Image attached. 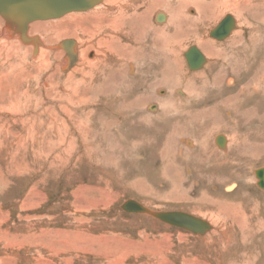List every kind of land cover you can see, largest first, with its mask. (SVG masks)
<instances>
[{"label":"rangeland","instance_id":"rangeland-1","mask_svg":"<svg viewBox=\"0 0 264 264\" xmlns=\"http://www.w3.org/2000/svg\"><path fill=\"white\" fill-rule=\"evenodd\" d=\"M168 1L151 8L143 36L130 26L141 0L125 8L127 33L114 39L107 30L113 18L92 12L35 22L43 26L38 32L32 24L28 36L42 38L43 55L0 36V264H264V189L256 177L264 154L252 156L264 146V84L222 110L264 74V15L251 9L242 24L212 6L211 22L197 33L181 26L175 36L156 14L169 22L198 14L185 0ZM106 4L101 11L115 13ZM227 14L239 29L213 39L210 31ZM65 39L77 42V61L63 73L64 51L54 48ZM103 39L109 47L100 52ZM191 46L209 62L199 72L184 61ZM221 76L220 85L213 82ZM213 107L220 117L202 120L200 111ZM223 135L232 150L215 145ZM128 200L149 211L186 212L211 229L194 235L127 213ZM213 203L230 208L220 212Z\"/></svg>","mask_w":264,"mask_h":264},{"label":"bare ground","instance_id":"bare-ground-1","mask_svg":"<svg viewBox=\"0 0 264 264\" xmlns=\"http://www.w3.org/2000/svg\"><path fill=\"white\" fill-rule=\"evenodd\" d=\"M93 2L95 1V4L92 6V7H90V8H87L86 10H84V11H69V12H67L65 15L67 16V14L68 15H71V14H86V13H89V12H92V15H94L93 13H96L95 15H94V17L96 18V19H99L100 18V16L101 15H109V16H111L112 18H113V21H112V23L111 24H108L107 25V30L109 31V34H110V38L111 39H114V38H116V34H120L123 30H124V33H127V28H125L126 27V25H124V23H126L127 22V20H129V18H128V13H126V10H125V8H127V9H129V7H131L132 6V4H134V2H135V0H105V2H104V0H92ZM143 3L140 5V7H142L143 8V11H139V10H136V11H134L133 12V14H132V16L130 15V17L132 18L133 17V19H135V22H133V20L132 21H130V26H132V29L130 28V26H129V28L131 29V30H133L134 29V25H135V28L138 30V32H139V30H140V33L139 34H141L142 36L143 35H145L146 34V31H147V24L149 23V21H150V19H151V12H152V9L151 8H153V9H155V8H162V7H164L163 6V4L165 3V2H169L168 0H141ZM109 2V6H108V8H110V11H112V10H116L115 11V13H107L106 11H104V9H103V11H101V8H103L104 7V3H105V5H107L106 3H108ZM125 4H124V3ZM166 3V4H167ZM187 3V5H190V6H192V7H194L195 9H196V11H197V17L196 18H194L193 20H187L186 18H182L181 16H179L178 18L175 16V19L173 18V19H170V22L168 21V18H167V16L164 14V13H161V19L159 18L158 20L159 21H157L156 23H158V24H161V23H164V22H166L164 25L166 26V29H173L174 31V33H173V35H175V36H178V33L180 32V29H181V26H183V27H185V28H189L190 29V27H195L194 29H192L191 31L192 32H194V33H197V30H196V28L201 24V23H206V22H211L212 20H213V14H211L212 13V11L210 12V10L212 9V6H213V8H214V10H217V12L219 13V12H221V11H230V12H232V13H234L235 15H236V17L239 19V21L242 23V24H244V21H245V19H246V17H248V15L250 16V15H252V13H250V10L251 9H253V11H254V13H261L262 12V15H264V0H185V4ZM168 5V4H167ZM181 5V4H180ZM183 5V4H182ZM111 6V7H110ZM116 6V7H115ZM134 9V8H133ZM132 9V10H133ZM109 10V9H108ZM97 11H100V12H98L97 13ZM82 12V13H81ZM129 12V11H128ZM215 12V11H214ZM217 13V14H218ZM253 13V14H254ZM91 14V13H90ZM65 15H63L64 17H65ZM177 15V14H176ZM62 16V17H63ZM157 16H158V14H156V16H155V20L157 19ZM232 17L233 18V25L231 26V27H229V29L231 30L230 32H229V35L226 37V38H228V37H230L232 34H233V32L235 31V30H238L239 29V25H238V23H237V20H236V18H234L233 17V15H230V14H227V15H225L214 27H213V29H215L217 26H218V24L223 20V19H225L226 17ZM62 17H58V18H50V19H45V20H36V21H33V22H29L28 24H27V27H26V30L24 31V32H22L21 33V30H17V27L15 26V23L13 22V20H5L4 19V17L3 16H1L0 15V20H1V22H0V27H1V25H3L2 26V30H1V32H0V36L2 35V36H4V37H6V39H8V40H6V41H8V42H13L12 40H15V41H17V43L19 42V44L20 45H31L32 46V48H33V55L34 54H36L37 52V54H39L40 53V51L42 50V43L40 42V39H42V38H40L38 35L37 36H33V37H29L28 36V31L30 32V28H31V25L32 24H34V25H32V27L34 28L33 29V31L34 32H38V30H41V28L43 27V26H41V25H38V24H35V22H43V21H45V22H47V21H53V20H55V19H59V18H62ZM255 17H258V16H255ZM95 18H91V19H94L95 21H96V19ZM184 21H187V22H184ZM54 22H56V21H54ZM169 22V23H168ZM259 22V21H258ZM262 22V21H261ZM60 23H58V25H59ZM139 25V27H138V25ZM168 24V25H167ZM57 24L55 25V26H53L52 25V27L51 28H54V27H56V29H57V27H59ZM184 28V29H185ZM44 29V28H43ZM58 30V29H57ZM163 30H165L164 28H161L160 29V32H161V34L164 32ZM182 32V31H181ZM186 32H187V30H186ZM85 33V32H84ZM134 33V32H133ZM122 34H123V32H122ZM67 35H71V33L70 34H67ZM128 35H130V36H132L133 37V35L132 34H128ZM163 35H164V33H163ZM72 36H75V34H72ZM80 36V35H79ZM78 36V37H79ZM84 36V35H83ZM115 36V37H114ZM119 36V35H118ZM165 36V35H164ZM185 36V35H184ZM187 36V35H186ZM195 36H196V34H195ZM166 37V36H165ZM173 37V36H172ZM77 38V37H76ZM162 38V37H161ZM79 39V38H78ZM138 39V38H137ZM173 39V38H172ZM196 39L198 40V44L200 45V47H201V50H203V52L204 53H206V54H210L211 55V53H210V51H211V49H213V48H210L209 47V43L208 42H206V41H201L202 40V38H200V37H198V36H196ZM29 40V41H28ZM69 40H71L73 43H72V45L71 44H67V45H64V43H66V42H68ZM101 40V39H100ZM100 40H99V42H100ZM107 40V39H106ZM140 40V39H139ZM164 40H166V39H164ZM224 40V39H223ZM223 40H218V41H223ZM4 41V40H3ZM131 41V40H130ZM167 42H168V40H166ZM165 41V42H166ZM136 42V41H135ZM137 42H139V41H137ZM164 42V43H165ZM4 43H6V42H4ZM77 42H75L74 40H72V39H65L64 41H59L57 44H56V47L54 48L55 50H63L64 51V57H63V61H62V66H61V71L63 72V73H65V72H68V70L69 69H71V67L76 63V61H77V44H76ZM9 44V43H8ZM108 46L109 45V41L107 40V41H105L104 39L101 41V44H100V52L102 51H104V49H103V46ZM169 45V44H168ZM9 45H7V47H8ZM44 46V45H43ZM140 46V45H139ZM109 47V46H108ZM191 47H196V46H191ZM88 48V47H87ZM172 48V47H171ZM190 48V47H189ZM188 48V49H189ZM197 48V47H196ZM210 48V49H209ZM103 49V50H102ZM187 49V50H188ZM198 49V48H197ZM187 50H186V52H187ZM199 50V49H198ZM9 51V50H8ZM86 51H87V49L86 48H84V49H82L81 51H80V59L82 58V56L84 55V53H85V56H86ZM105 51H106V48H105ZM108 51V50H107ZM106 51V52H107ZM132 51V50H131ZM185 52V53H186ZM199 52H200V50H199ZM212 52V51H211ZM89 53V52H88ZM134 53H135V50H134ZM134 53H132L131 55H130V57H132L133 58V55H134ZM170 53V52H169ZM201 53V52H200ZM41 55H43V52H41L40 53ZM93 54H95V53H92V54H89L90 56H92ZM129 54H130V51H129ZM202 54V53H201ZM216 54H217V52H216ZM45 55V54H44ZM173 57L172 58H174L175 60H177V62H176V64H175V66H177V68L175 69V70H177V71H181L182 70V67H181V65L180 64H182L179 60H178V58L176 57L177 55H176V51L174 50L173 52H172V54H171ZM183 55H184V52H183ZM202 56L204 57V63H203V65L201 66V70L203 69V68H205V66L207 65V64H209V62H208V60L205 58V56L202 54ZM45 57V56H44ZM216 57H218L217 55H216ZM39 58H43V56H40ZM89 58V57H88ZM43 60V59H42ZM42 60H40V61H42ZM37 61H39V60H37ZM40 61H39V63H40ZM184 61H185V64H186V67H187V70L189 71V72H199L200 71V69H197V70H190L189 68H188V64H187V61H186V58H184ZM235 62V61H234ZM85 64V63H84ZM83 64V66H85ZM130 64V63H129ZM91 65V64H90ZM130 68H132L131 70H130V72H131V74H132V72H133V65L131 64L130 65ZM236 69V68H235ZM210 71L212 70V69H209ZM209 70H208V72H209ZM237 70V69H236ZM177 73V72H176ZM198 76H199V78H203V77H205L204 76V74H202V73H200V74H198ZM222 78V76L221 77H219L218 78V80H217V77H215L214 78V81L213 82H218V85H220V79ZM258 80V81H257ZM262 82L263 84H264V74H262L261 76H258L257 77V79L256 78H252L251 79V82H250V84H243V87L242 88H240V90L237 92V94H235V95H233V96H230V98H226V100L224 101V105H225V107L222 109V110H226V109H228V108H230L231 106H233V104L235 105V99H239L240 98V96H242V95H244V96H249V90H250V88H254V89H252L253 90V92L255 93V92H257L258 90H259V85L260 84H258V82ZM256 83H257V85H256ZM225 84L227 85V86H229V87H234L235 86V84H236V82H235V79H230L229 78V80L227 81V83L225 82ZM252 85L254 86V87H252ZM257 87H256V86ZM226 87V86H225ZM237 87H239V86H237ZM258 88V89H257ZM180 90V89H179ZM262 90V89H261ZM181 91V90H180ZM216 91V90H215ZM159 92V91H158ZM261 92V91H260ZM165 93V92H164ZM171 94V93H170ZM182 94V93H181ZM218 94H221L220 92H217V94L216 95H213V97L217 100L219 97H220V95L218 96ZM252 94V93H251ZM173 95V94H172ZM212 95V94H211ZM181 96V95H180ZM218 96V97H217ZM173 98V97H172ZM181 98H183V97H181ZM163 99V98H162ZM167 99H169V98H167ZM166 100V99H165ZM178 101V100H177ZM241 102H242V100H240ZM165 102V101H164ZM164 104V103H163ZM170 105V104H169ZM256 105H258V104H256ZM126 106V105H125ZM263 106V105H262ZM175 107V106H174ZM213 108H215V109H213ZM213 108H208V109H205V110H203V111H200V116H201V119L203 120L204 118H216V120H217V118H219L220 116H219V114H216L215 113V110H216V112H219L220 111V109L218 108V107H213ZM226 108V109H225ZM154 109H155V107H154ZM263 109V108H262ZM232 110V109H231ZM247 110V109H246ZM234 111V110H233ZM237 111V110H236ZM199 113V112H198ZM235 113V112H234ZM228 114V113H227ZM246 114V113H245ZM249 114H250V111H249ZM257 114V113H256ZM259 114H260V112H259ZM196 115V114H195ZM149 116V115H148ZM246 116V115H245ZM197 117V116H196ZM244 117V116H243ZM222 118V117H221ZM247 118V123H250V120H251V118H249V117H246ZM209 119H205L206 120V122H210L211 123V121L209 120ZM231 119V118H230ZM229 119V120H230ZM227 120H228V117H227ZM229 120L228 121H226L227 123L229 122ZM236 121V120H235ZM202 122V121H201ZM205 122V123H206ZM237 122V121H236ZM260 122V121H259ZM215 123V122H214ZM217 123H218V121H217ZM238 124H239V122H237ZM245 123V122H244ZM191 124V123H190ZM224 124V123H223ZM213 125V124H212ZM220 125V124H219ZM245 125V124H244ZM263 125V124H262ZM208 126H209V124H208ZM217 126V125H216ZM204 127V126H203ZM218 127V126H217ZM213 128V127H212ZM225 128V127H224ZM223 129V128H222ZM226 129V128H225ZM225 129H224V131H225ZM235 129H233V131H234ZM248 130V129H247ZM215 131V130H214ZM231 131V130H230ZM226 132V131H225ZM232 134H234V133H232ZM229 135V134H228ZM231 135V134H230ZM224 136V135H223ZM217 138V137H216ZM216 138H214V143H215V145L217 146V147H219V148H221L220 146H218L217 144H216ZM258 138V137H257ZM232 140H233V138H232ZM224 149H227L228 147H229V143H228V139L224 136ZM236 141V140H235ZM186 144H187V146L188 145H191V143L189 142V141H184ZM233 142V141H232ZM240 142V141H239ZM231 143V142H230ZM195 144V143H194ZM200 144V143H199ZM232 144H234V143H232ZM231 144V145H232ZM235 145H236V143H235ZM239 145V144H238ZM234 146V145H233ZM232 147V146H231ZM231 147H229V149H231ZM202 148V147H201ZM218 148V149H219ZM238 148V147H237ZM263 148H264V146H263ZM263 148H260V147H257V148H255V153H253L252 154V156H255V155H258V157H261L263 154H264V151L262 150ZM233 149V148H232ZM231 149V150H232ZM241 149V148H240ZM238 151V150H237ZM235 152H236V150H235ZM208 153V152H207ZM205 157V156H204ZM177 169V168H176ZM263 172H264V169H263ZM263 181H264V173H263ZM262 189H264V188H262ZM201 199V198H200ZM252 201V200H251ZM138 203V202H137ZM214 204V203H213ZM224 204H226V203H221V204H214L215 206H216V208H218V210L220 211V212H225L226 211V209H229L230 208V206H229V204H227V205H224ZM214 205H212L213 207H214ZM144 207V206H143ZM145 208H146V206H145ZM147 209V208H146ZM196 209H198V208H196ZM201 211H205V209L203 210H201ZM154 212H162V211H154V210H150V213H154ZM179 212H181V211H179ZM208 212H209V210H208ZM235 212V211H234ZM186 213V212H185ZM212 213V212H211ZM141 215V214H140ZM145 215H147V216H150L151 217V215H148V214H145ZM145 215H143V216H145ZM190 215V214H189ZM191 216H193V215H191ZM193 217H195V216H193ZM196 218H198V217H196ZM246 220V219H245ZM165 224V223H164ZM209 224V223H208ZM167 225H169V224H167ZM209 226L211 227V225L209 224ZM176 228H178V227H176ZM179 229H181V230H183V231H186V230H184V229H182V228H179ZM211 229V228H210ZM209 229V230H210ZM188 232V231H187ZM208 232V231H207ZM206 234V233H205ZM242 236V235H241ZM14 238V237H13ZM228 243H229V240H228ZM235 243V242H234ZM58 254V253H57ZM238 255H239V253H238ZM246 257V256H245ZM207 260V259H206ZM244 264H247L246 262H244Z\"/></svg>","mask_w":264,"mask_h":264},{"label":"water","instance_id":"water-1","mask_svg":"<svg viewBox=\"0 0 264 264\" xmlns=\"http://www.w3.org/2000/svg\"><path fill=\"white\" fill-rule=\"evenodd\" d=\"M94 4L95 1L92 0H0V15L5 20H13L17 30H21L22 33L26 30L29 22L62 17L69 11H84ZM159 18L161 19V14H158L157 21ZM232 21L233 18L227 16L215 29L210 31V36L216 40L225 39L231 31L229 27L233 25ZM72 43L69 40L64 45H72ZM184 57L190 70L200 69L205 61L196 47H190L184 53ZM224 142L222 136L216 138V144L221 148L224 146ZM263 173V169L256 172V177L259 179L258 185L261 188H264ZM122 209L127 213L151 215L162 223L182 228L194 235H204L211 228L206 221L183 212L150 213L148 209L133 200L126 201L122 205Z\"/></svg>","mask_w":264,"mask_h":264},{"label":"flooded vegetation","instance_id":"flooded-vegetation-1","mask_svg":"<svg viewBox=\"0 0 264 264\" xmlns=\"http://www.w3.org/2000/svg\"><path fill=\"white\" fill-rule=\"evenodd\" d=\"M232 88V87H231ZM218 97V96H217Z\"/></svg>","mask_w":264,"mask_h":264}]
</instances>
